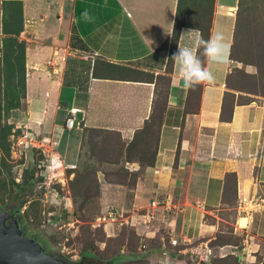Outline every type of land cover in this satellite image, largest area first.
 <instances>
[{"label":"crops","instance_id":"crops-1","mask_svg":"<svg viewBox=\"0 0 264 264\" xmlns=\"http://www.w3.org/2000/svg\"><path fill=\"white\" fill-rule=\"evenodd\" d=\"M4 1L15 0H0V33ZM19 1L22 121L36 137L52 139L61 169L78 163L84 129L113 131L123 139L143 129L162 89L158 76L169 78L153 163L139 167L133 186L105 188L104 199L129 212L136 235L160 239L161 246L133 256L156 264L166 237L207 232V210L232 206L223 201L227 193L230 201L258 198L255 210L237 213L236 222L244 232L241 251L261 254L263 264L264 105L238 100L228 85L235 21L230 0H216L205 50L197 49L199 29H180L168 70L178 0ZM112 65L148 77L121 76L110 71ZM68 115L77 123L70 129L64 126ZM152 200L159 205L152 207Z\"/></svg>","mask_w":264,"mask_h":264},{"label":"rangeland","instance_id":"rangeland-1","mask_svg":"<svg viewBox=\"0 0 264 264\" xmlns=\"http://www.w3.org/2000/svg\"><path fill=\"white\" fill-rule=\"evenodd\" d=\"M242 1L239 9L238 0H230L234 6L231 14L238 22L228 85L238 93V100L264 105V0ZM215 3L216 0H182V21L198 23L206 31ZM1 8L0 211L14 210L25 236L69 260L79 261L87 245L92 253L87 255L90 264H117L113 258L126 255L128 258L118 264H148L133 254L161 246L160 239H141L126 216L129 212H123L111 197L104 198L110 184L133 186L139 167L151 162L158 118L151 119L128 139L113 131L84 129L79 161L72 169H61L53 141L47 136L34 139L40 147H34L32 141L20 143V136L27 130L22 121L23 44L19 35L7 32L18 28V14L9 4H1ZM110 71L121 76L148 77L118 66H111ZM57 123H62L60 116ZM231 202L232 206L207 210L203 220L207 232L198 238L187 237L189 242L183 244L182 235H178V244L173 245L166 237L165 249L157 253L160 256L156 264H260L261 254L241 251L245 238L237 228L238 201L232 198ZM218 246L223 247L224 254Z\"/></svg>","mask_w":264,"mask_h":264},{"label":"water","instance_id":"water-1","mask_svg":"<svg viewBox=\"0 0 264 264\" xmlns=\"http://www.w3.org/2000/svg\"><path fill=\"white\" fill-rule=\"evenodd\" d=\"M18 216L15 212L0 211V264H90L86 255L72 261L25 236Z\"/></svg>","mask_w":264,"mask_h":264},{"label":"trees","instance_id":"trees-1","mask_svg":"<svg viewBox=\"0 0 264 264\" xmlns=\"http://www.w3.org/2000/svg\"><path fill=\"white\" fill-rule=\"evenodd\" d=\"M242 2H243L242 0H238L239 9H240V7L242 8ZM3 3L11 5L12 6L11 9L14 11V13L18 14V19H17L18 28L17 29L15 28L13 30L7 31V32L11 33L12 35H17L18 36L20 31L22 30V12H21L22 7H21V2L19 0H15V1H4ZM181 11H182V0H178L177 10H176V15H175V21H174V25H173V29H172V36H171V41H170V48H169V52H168L167 70L170 69V66L172 65V61H173V58H174V55H175V48H176L177 39H178V36H179L180 29L183 26L194 27V28L199 29L200 32H201V38L199 40V45H198L197 49H198L199 52H201L202 50H205V48H206V38L208 37L211 23H209V26H208V28L205 31L204 28L201 25H199L198 23L190 24V23H187V22H183L182 21L183 19H182ZM237 17H238V15H237ZM237 22H238V20L236 19V21H234L233 43L231 45L230 58H231V55H232L233 44H234V41H235V38H236V24H237ZM21 43L23 44V72H24V78H25V69H24V47H25V45H24V41L23 40H22ZM120 68H124V69L130 70V71L133 70L131 68H126V67H120ZM150 77H151L150 79H152L153 75H150ZM158 79H163L164 80L163 82H161L162 89L157 90V97L155 98V104L153 106V111H152L150 120L147 121L146 124L149 123L151 121V119L158 118L157 126L159 128L160 125H161V118H162L163 109H164V106H165V103H166V97H167V91H168L167 83L169 82V78L166 77V76H163V75H159ZM23 85H24L23 97H25V81L23 82ZM246 102H249V101H246ZM153 160H154V156H153V159L151 160V162L146 163L144 166L151 165L153 163ZM133 184H134V181H133ZM223 201L225 203L231 202L230 198L227 195V193L224 194ZM83 255H86V256L87 255H91L92 256V253H91V251H90V249L88 248L87 245H85V247H84ZM119 258H121V259H119ZM126 258H128V256L114 257L113 258V262L115 261L118 264V262L120 263L123 260H125Z\"/></svg>","mask_w":264,"mask_h":264},{"label":"built area","instance_id":"built-area-1","mask_svg":"<svg viewBox=\"0 0 264 264\" xmlns=\"http://www.w3.org/2000/svg\"><path fill=\"white\" fill-rule=\"evenodd\" d=\"M76 124L77 123H76L74 117H72L70 115H68L66 117L65 122H64V126L66 128H69V129L73 128L74 126H76ZM34 139H37L36 136L32 132H30L29 130H25V132H23V134L20 136V143H24V142L30 143L32 141L31 144H33L34 147H40V145L38 143H36ZM33 140H34V142H33ZM41 162H42V160L40 161V164H39L40 167L42 166ZM258 204H259V200H258L257 197H254V198H245V197H243L241 200H239L237 207L239 209V212L250 213L253 210H255V207ZM151 205H152V207H157L159 204L156 203L155 200H152L151 201ZM109 215L111 217L113 216V214L111 212H109ZM153 217H154V213L150 212L148 214L147 220L150 221ZM181 242L183 244L187 243V242H189V239L187 237H182V241ZM171 243L173 245H176V244H178V241H177V239H171Z\"/></svg>","mask_w":264,"mask_h":264},{"label":"bare ground","instance_id":"bare-ground-1","mask_svg":"<svg viewBox=\"0 0 264 264\" xmlns=\"http://www.w3.org/2000/svg\"><path fill=\"white\" fill-rule=\"evenodd\" d=\"M233 10H234V8H232V7L228 9L229 13H230L231 11H233ZM230 14H231V13H230ZM239 222H240V224H243V225H244L245 222H246V218L241 217L240 220H239Z\"/></svg>","mask_w":264,"mask_h":264},{"label":"flooded vegetation","instance_id":"flooded-vegetation-1","mask_svg":"<svg viewBox=\"0 0 264 264\" xmlns=\"http://www.w3.org/2000/svg\"><path fill=\"white\" fill-rule=\"evenodd\" d=\"M11 212L13 213V212H14V210H12ZM11 212H10V213H11Z\"/></svg>","mask_w":264,"mask_h":264}]
</instances>
